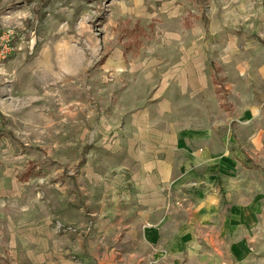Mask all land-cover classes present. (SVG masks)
<instances>
[{
	"label": "crops",
	"instance_id": "crops-1",
	"mask_svg": "<svg viewBox=\"0 0 264 264\" xmlns=\"http://www.w3.org/2000/svg\"><path fill=\"white\" fill-rule=\"evenodd\" d=\"M208 1L211 10L223 12L230 0ZM231 1L239 2L237 11L244 5L252 13L253 2L263 0ZM201 16L195 28L187 17L186 24L160 29L157 41L144 42L138 52L124 46L108 54L103 66L113 78L97 95L101 119L94 144L113 149L86 155L69 175L56 171V192L64 196L52 199L54 207L40 200L46 206L34 214L18 203L30 190L31 172L20 182L15 159L0 156V196L23 207L21 221L12 212L7 238L18 264H264V197L246 187L247 196L239 198L241 189L222 181L237 158L216 139L219 118L228 112L226 95L235 106L244 102L249 114L255 93L217 92L212 67L226 53L232 68L239 36L223 23L207 25L216 14ZM253 18L262 34L263 5ZM223 34L229 49L218 43ZM225 126L228 131L229 122ZM78 127L71 124L72 131ZM79 191L86 194L82 206ZM59 219L76 230H59Z\"/></svg>",
	"mask_w": 264,
	"mask_h": 264
},
{
	"label": "rangeland",
	"instance_id": "rangeland-1",
	"mask_svg": "<svg viewBox=\"0 0 264 264\" xmlns=\"http://www.w3.org/2000/svg\"><path fill=\"white\" fill-rule=\"evenodd\" d=\"M226 3L219 12L211 10L208 0H0V26L13 30V49L0 62V156L15 159L20 182L26 178L24 172L31 170L25 183L30 190L18 196L17 202L26 203L34 214L46 206L40 200L54 207L64 196L56 192L61 186L56 171L69 175L68 171L86 161V155L113 149L94 144L101 119L97 95L106 91L104 84L113 78L103 66L108 54L124 46L126 52H138L144 42L149 47L157 41L160 29L186 24L187 17L193 28L202 25V13L218 17L214 23L209 16L212 21L207 25L214 28L223 23L239 36L232 68L226 65L230 57H225L223 49L222 62L217 60L212 67L217 92L255 93L249 114L244 102L235 106L226 101L227 95L222 102L228 112L219 118L216 139L221 138L237 158L222 181L229 188L241 189L236 193L239 198L247 196L246 187H253L255 196L263 198L264 30L262 34H258L260 27L254 30L252 17L264 0L253 2L252 13L244 5H238L237 11L239 2ZM227 42L223 34L218 43L229 49ZM226 68L235 75L233 92ZM72 123L79 125L78 130H71ZM77 196L82 206L86 194L79 191ZM8 203L7 195L0 196V264H18L9 255L7 238L12 212L15 221H21L19 209L23 207L15 201H10L11 206ZM55 222L59 230L77 227L64 220Z\"/></svg>",
	"mask_w": 264,
	"mask_h": 264
},
{
	"label": "built area",
	"instance_id": "built-area-1",
	"mask_svg": "<svg viewBox=\"0 0 264 264\" xmlns=\"http://www.w3.org/2000/svg\"><path fill=\"white\" fill-rule=\"evenodd\" d=\"M13 30L0 26V62H2L13 49ZM128 192H126L127 196Z\"/></svg>",
	"mask_w": 264,
	"mask_h": 264
},
{
	"label": "trees",
	"instance_id": "trees-1",
	"mask_svg": "<svg viewBox=\"0 0 264 264\" xmlns=\"http://www.w3.org/2000/svg\"><path fill=\"white\" fill-rule=\"evenodd\" d=\"M32 169V168H31ZM31 172V170L30 169H28L27 171H26V175H28V173H30Z\"/></svg>",
	"mask_w": 264,
	"mask_h": 264
}]
</instances>
